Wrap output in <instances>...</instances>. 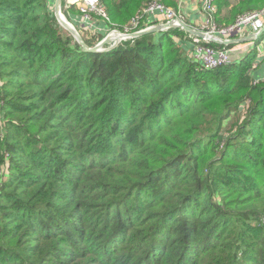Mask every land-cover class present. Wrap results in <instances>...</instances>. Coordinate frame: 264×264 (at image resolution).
<instances>
[{
	"label": "trees",
	"instance_id": "16d2710c",
	"mask_svg": "<svg viewBox=\"0 0 264 264\" xmlns=\"http://www.w3.org/2000/svg\"><path fill=\"white\" fill-rule=\"evenodd\" d=\"M154 1L101 0L108 30ZM53 5L0 0V264H264V33L206 70L180 28L84 51Z\"/></svg>",
	"mask_w": 264,
	"mask_h": 264
},
{
	"label": "built area",
	"instance_id": "2783aa9c",
	"mask_svg": "<svg viewBox=\"0 0 264 264\" xmlns=\"http://www.w3.org/2000/svg\"><path fill=\"white\" fill-rule=\"evenodd\" d=\"M65 2L66 8L75 5L80 10L82 13L80 17L81 20L87 21L90 18L93 19V15H98L105 22L109 21V16L105 7H103L101 4V0H65ZM202 8L206 13L204 26L206 27V31L204 32L206 33L207 38L194 36V48L190 50L188 55L192 60L199 63L201 67L206 70L215 69L221 66L229 65L234 61H239V59L245 54V51L243 52L244 47L239 45L240 43L234 44L232 47H227L230 45L224 44L223 40H232L246 37V34H248L249 31L253 32L249 35L255 36L254 32L264 28V10H255L245 13L236 18V20L229 25H218L216 23L217 7L215 0H202ZM160 15H164L168 22H174L178 27V20L181 18L178 17L179 15L175 12V10L168 8L166 5L160 4L157 1H154L141 12V15L136 16L133 22L129 24V28H125V31L123 32H127L129 29L131 32L134 30H142L140 24L143 17L150 16L156 18L160 17ZM117 33L120 34L122 32ZM110 34H112V32ZM212 38L220 40L221 42L218 44H222L225 47H214L211 43L217 42L212 41ZM260 81H264V75L256 78L254 82L258 83Z\"/></svg>",
	"mask_w": 264,
	"mask_h": 264
},
{
	"label": "rangeland",
	"instance_id": "374dc122",
	"mask_svg": "<svg viewBox=\"0 0 264 264\" xmlns=\"http://www.w3.org/2000/svg\"><path fill=\"white\" fill-rule=\"evenodd\" d=\"M63 1L64 0H62V3H61V8H60V10H61V13L66 17V19L68 20V22L69 23H71V24H73L74 25V27L78 30V32H79V34L82 36V38L84 39H88L89 41L91 40V42H92V44H93V46L94 45H97V44H99L100 43V41H102V39H100L99 41L97 40L96 41V39L99 37V36H103V38H105L106 36H109V35H111V37H113V38H115V39H117V38H119L120 36V34L119 33H117V32H122V33H133V32H136L137 30H134V31H132L131 32V30L129 29V30H127V32H123V31H121V30H119V29H115V28H110V30H108L107 32H105L104 34H102L103 32H104V30L105 29H103L102 28V26H103V24L102 23H104L105 21L101 18V17H99L98 15H96L95 17H94V19H89V20H87V21H84V20H81L79 17H77V18H74V19H71V18H68L66 15L67 14H65V10L67 9L66 8V6L64 5L63 6ZM238 0H230V2L232 3V4H234V3H236ZM55 2H56V0H54V5L53 6H51V10L54 12V14H55ZM190 2H192V3H194V5H196L195 7H196V9L200 12V13H202V15L203 16H206V13L203 11V8H202V0H190ZM150 3V2H149ZM149 3L147 4V5H145L139 12H137V14L133 17V18H131V20L126 24V27L125 28H129V24L130 23H132L133 22V20L135 19V17L136 16H139V15H141V12L145 9V8H147L148 7V5H149ZM158 3H160V4H164V5H166L168 8H170V9H174L175 10V12L179 15L178 17L179 18H181L180 20L181 21H184L185 23H187L188 25H191L192 27H194L195 29H197V30H200V31H202V32H204V31H206V27H204L205 26V21L203 22V23H201V25H193V24H191L189 21H188V18L186 17L187 16V12H188V14H190V11H187V6H186V3H185V0H175V4L174 3H172L173 5H167V4H165L164 2H158ZM260 11H262V10H264L263 8H260L259 9ZM259 10H257V11H259ZM187 11V12H186ZM164 15H160V17H156L157 19H159L160 21H159V23L158 24H164V23H167L168 21H167V18L164 16ZM181 16V17H180ZM230 17H232V16H230V14H229V9L228 8H225L223 11H222V14H220L219 15V18L217 17L216 18V23L217 24H220L221 23V25H229L228 23H233L234 21H235V19H234V21L232 22V18H230ZM145 18L147 19V17L145 16ZM166 18V19H165ZM97 19L98 20H100V21H102V22H100V21H97ZM144 19V17L141 19V21ZM90 20H92V21H90ZM104 21V22H103ZM107 23V22H106ZM60 24V23H59ZM108 24V23H107ZM144 24V23H143ZM158 24H156V25H158ZM152 26H154V25H144V27L142 28V30L143 29H148V28H150V27H152ZM64 28V27H63ZM175 28H180V29H182L181 27H175ZM64 30L65 31H68L66 28H64ZM140 31V30H139ZM69 32V31H68ZM102 32V33H101ZM112 32V34H110ZM260 32H262V34L264 33V28L262 29V30H259V31H257V32H254V34L255 35H258ZM253 32L252 31H249L248 32V34H246V36L247 35H249V34H252ZM261 36V35H260ZM186 37H188L190 40H191V42L193 41L194 42V35H191L190 33H188L187 35H186ZM259 38V37H258ZM257 38V39H258ZM263 38V39H262ZM262 38H260V39H258V44H257V47H258V45L259 44H261V42H263L264 41V37H262ZM84 39V40H85ZM128 39H131V38H126L125 40H128ZM256 39V40H257ZM125 40H122V41H125ZM255 41V40H254ZM121 42V41H120ZM119 42V43H120ZM112 43H114V41H112ZM118 43V44H119ZM110 45V44H109ZM109 45H107V47L109 46ZM106 47V46H105ZM106 47V48H107ZM250 49V48H249ZM249 51H251V50H249ZM249 53V52H248ZM240 112L241 113H244L245 112V109L244 108H242L241 110H240ZM239 112V113H240ZM238 115H240V114H238ZM235 122V117L234 116H232V115H230L229 116V118L228 119H226V121H225V125H224V133H226L227 131H225V130H228V129H230L231 127H232V125H233V123Z\"/></svg>",
	"mask_w": 264,
	"mask_h": 264
},
{
	"label": "water",
	"instance_id": "95a60500",
	"mask_svg": "<svg viewBox=\"0 0 264 264\" xmlns=\"http://www.w3.org/2000/svg\"><path fill=\"white\" fill-rule=\"evenodd\" d=\"M61 3H62V0H56V2H55V16H56L58 22L60 23V25L62 27L66 28L69 31V33H71L75 37V39L78 41V43L82 46L83 50L87 51V52H103V51H106L108 49H112V48L116 47L121 40H124L126 38H134V37L142 36V35L147 34V33L160 32V31H164V30H167L170 28H174L176 26V24L174 22H167V23L158 24V25L155 24L154 26H152L148 29H143V30L136 31L133 33H129V34L120 33V37L117 39H115V38L111 37V35H109V36H106L105 38H103L99 44L94 45V46H89L86 43V41L82 38V36L79 34L78 30L74 27V25L69 23L68 20L66 19V17L61 13V10H60ZM178 27H181L182 29H184L185 31L190 33L191 35H194V36H197L200 38H204V37L207 38V35L205 32H202L200 30L195 29L194 27H192L191 25H188L184 21L178 20ZM260 35H262V32H260L258 35H255V36L249 35L246 37L232 39V40H223V43L226 45H234L237 43L241 44V43H244L247 41H254ZM211 40L215 41L217 43L221 42L220 40H217L215 38H212ZM112 41H114V43H112ZM106 45H109V46L106 48L105 47Z\"/></svg>",
	"mask_w": 264,
	"mask_h": 264
},
{
	"label": "crops",
	"instance_id": "0c3cea01",
	"mask_svg": "<svg viewBox=\"0 0 264 264\" xmlns=\"http://www.w3.org/2000/svg\"><path fill=\"white\" fill-rule=\"evenodd\" d=\"M52 3H54V0H51ZM186 6H187V11H190V14H188L187 12V18L188 21L193 24V25H201V23H203L206 19V16H203L202 13H200L197 9H196V5H194V3L190 2V0H185ZM95 17V16H94ZM94 19V18H93ZM101 20V19H100ZM97 19V21H100ZM102 22V21H100ZM104 22V21H103ZM103 26L102 28L105 29L104 32L102 34H104L105 32H107L108 30V26L107 24L104 22L102 23ZM263 39V38H262ZM256 41V40H255ZM255 41H247L244 42L242 44V47H244L243 52L245 51V53L248 52L249 48H253L254 47V42ZM183 46L185 48V52L187 54L190 53V50H192L194 48V43L193 41L191 42V40L188 37H184V39L182 40ZM256 59H255V63H254V75L256 77L262 76L264 75V41L261 42V44L258 45L257 50H256Z\"/></svg>",
	"mask_w": 264,
	"mask_h": 264
},
{
	"label": "bare ground",
	"instance_id": "6f19581e",
	"mask_svg": "<svg viewBox=\"0 0 264 264\" xmlns=\"http://www.w3.org/2000/svg\"><path fill=\"white\" fill-rule=\"evenodd\" d=\"M120 36V35H119Z\"/></svg>",
	"mask_w": 264,
	"mask_h": 264
}]
</instances>
